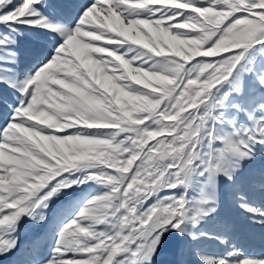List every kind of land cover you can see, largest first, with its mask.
Returning a JSON list of instances; mask_svg holds the SVG:
<instances>
[{"label": "snow or ice", "instance_id": "obj_1", "mask_svg": "<svg viewBox=\"0 0 264 264\" xmlns=\"http://www.w3.org/2000/svg\"><path fill=\"white\" fill-rule=\"evenodd\" d=\"M44 3L0 0V47L21 27L54 40L23 79L0 63V84L19 93L15 106L0 96V257L18 249L25 216L44 221L61 192L93 183L101 191L60 218L41 264H154L172 232L185 238L175 264L191 252L201 264H264L226 234L213 237L223 256L191 243L209 236L196 229L217 210L219 176L264 225L236 182L264 146V0H87L70 24Z\"/></svg>", "mask_w": 264, "mask_h": 264}, {"label": "rangeland", "instance_id": "obj_2", "mask_svg": "<svg viewBox=\"0 0 264 264\" xmlns=\"http://www.w3.org/2000/svg\"><path fill=\"white\" fill-rule=\"evenodd\" d=\"M86 2L87 0H45L42 9L44 8V11L53 10L52 13L47 14L51 19L70 24L74 23L80 6ZM0 31L7 33L8 29L0 25ZM14 37L15 43H10L6 47H0V56L5 57V61H0V63L4 64L6 69L14 70L6 74L23 79L28 72L34 71L39 63L49 56L54 46L53 35L40 28L21 27L20 33L14 34ZM56 39L59 38L57 37ZM10 52L17 53L15 57L16 63L6 62ZM38 54L41 55L39 59L44 58L41 60L37 59L38 63L34 64L36 62L35 56H39ZM27 60L30 63L26 66L32 65L29 68L30 70L23 69L24 62ZM256 61L257 67L264 66V56L257 54ZM247 84L249 87L253 86L251 78L248 79ZM18 95L19 93H16L14 89H9L6 84H0V96L6 98L7 104L15 106L16 96ZM235 98L239 99L238 97ZM5 111H7V108L0 106V122L3 121ZM205 182V178H200L189 195L191 197L198 196L200 188L203 187ZM236 182L240 185V191L247 195L248 203L264 209V187H260L261 184H264V146H257L256 155L253 160L242 162V166L236 175ZM97 191H101V189L93 183L76 189H69L66 192H61L53 201L49 202L48 208L43 210V214L46 217L44 221L37 222L25 216L21 220L16 232L20 237L22 236V242L18 244V249L10 254L8 264H22V262H26L27 260H29L27 263H31V259L37 257L36 254L40 253L41 248H45L44 250L46 251L43 253L46 254L44 258L47 259V254H51V249L55 244V232L59 230L60 226L55 227L53 233H51L49 229V231L43 230L45 224L49 222L54 223L64 216L65 212L74 202L80 201L82 204L84 197H90L91 194ZM217 196L219 204L216 212L205 218L196 229L197 231L208 232L209 236L201 237L200 240L191 242L192 247L199 248L201 252L207 255L223 256L229 250V246L222 244L213 237L226 234L229 237L230 243L236 244L237 247H239V239L245 237V241L249 245L258 247L256 251L257 257H264V248L261 245L264 244V225L255 223L251 215L239 206L233 182L224 176H219L217 178ZM75 211H79V207ZM67 219H71V216H68ZM224 223L230 225V231L227 233L223 229ZM237 237L239 238L237 239ZM184 239L180 237L179 233H170L165 242L164 251L155 259L154 264H174L170 253H172L174 246L182 243ZM44 244L46 245L45 247H43ZM20 245H23V247ZM35 260L31 264H37L34 262ZM183 264H201V261L194 252H191L184 258Z\"/></svg>", "mask_w": 264, "mask_h": 264}, {"label": "bare ground", "instance_id": "obj_3", "mask_svg": "<svg viewBox=\"0 0 264 264\" xmlns=\"http://www.w3.org/2000/svg\"><path fill=\"white\" fill-rule=\"evenodd\" d=\"M44 9V8H43ZM43 9H41V10H43ZM44 11V10H43ZM45 12V14L47 15L48 13L50 14V13H52L53 12V10H50V11H48V10H45L44 11ZM48 16V15H47ZM69 24V23H68ZM18 45V44H17ZM39 55V54H38ZM41 55H42V53H41ZM41 55H39V56H35V59H36V62H34V64L35 63H38V61H37V59H39V57L41 56ZM44 58V57H43ZM43 58H40L39 60H41V59H43ZM33 59V58H32ZM30 63V61H26V62H24V68L23 69H25V70H30L29 68H30V66H32V65H29V66H26L27 64H29ZM31 63H33V62H31ZM33 64V65H34ZM40 64V63H39ZM60 220V218L58 219V220H56L54 223H46L45 224V228L43 229L44 231H49L50 230V232L51 233H53V229L55 228V227H59L60 226V224L58 223V221ZM65 221H67V220H65ZM47 226V227H46ZM53 227V228H52ZM49 229V230H48ZM239 231V230H238ZM16 236L18 237V239H19V243L18 244H20L21 242H22V236L20 237V235L19 234H16ZM239 237H237V239H238ZM236 239V240H237ZM258 244H259V242H258ZM238 245H239V248H241L246 254H248V255H251V256H257L256 255V251H257V249H258V247H254V245H249V243L247 242V241H245V237H242L241 239H239V241H238ZM261 245H263V248H264V244H261ZM20 246H22L23 247V245H20ZM46 245L44 244L43 245V247H45ZM45 249V248H44ZM44 249H40V253L39 254H36L37 255V257L35 258V259H31V263H33L32 261L33 260H35L34 262H36L37 264H41V262L43 261V260H45V258H44V256L46 255V254H44L43 252H45L46 250H44ZM49 255H50V253L49 254H47V258L49 257ZM17 256V255H16ZM15 256V257H16ZM170 257L171 258H173V263L175 264V258H174V256L172 255V253H170ZM9 259H10V254H9V256H7V257H0V264H8V261H9ZM17 259V258H16ZM15 259V260H16ZM29 260H27L26 262H22V264H31L30 262L29 263H27ZM14 262V261H13ZM10 263V262H9ZM19 263V262H18Z\"/></svg>", "mask_w": 264, "mask_h": 264}]
</instances>
